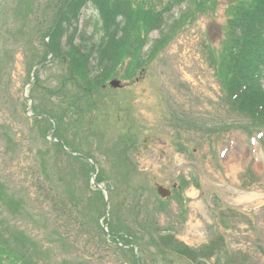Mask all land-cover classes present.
<instances>
[{
  "label": "rangeland",
  "instance_id": "374dc122",
  "mask_svg": "<svg viewBox=\"0 0 264 264\" xmlns=\"http://www.w3.org/2000/svg\"><path fill=\"white\" fill-rule=\"evenodd\" d=\"M230 1L217 0L207 7L187 0L177 6L167 19L186 11L188 20L155 54L151 43L162 32L156 29L149 34L142 49L147 64L132 79L123 78L130 71L127 58L119 68L120 75L114 77L126 86L100 91L106 95L108 107L106 114L95 113L90 143L103 170L101 185H117L112 205L123 224L135 219L131 203L139 198L143 216L155 219L175 240L197 252L222 236L226 241L220 255L223 262L264 264V137L258 138L257 129L239 127L249 123L228 106V95L210 56V49L220 52L224 47ZM26 7L27 0H0V182L21 199L19 212H12L0 200V213L3 210L6 225L47 243L38 226L46 222L52 227L63 221H56L52 203L44 196L48 192L69 197L63 178L71 177L67 172L72 170L73 160L56 152L51 146L54 134L46 135L37 128L33 110H27L30 102L25 96L34 88V84L29 86L33 72L29 62L38 53L43 55L44 47L38 35L33 37L38 49L35 55L22 47L32 42L31 32L25 33L32 25L25 18ZM96 14L87 8L82 18ZM63 68L62 61L54 60L41 69L36 93L42 95L41 87L46 91L58 85L65 74ZM33 101L36 106L38 100ZM126 140L134 141L129 150L134 168L131 183L139 188V195L120 176L125 168L119 163V151ZM38 177L45 179L42 189ZM158 184L171 189L172 195L162 198ZM73 187L79 195L77 190L88 187L87 178L76 174ZM32 216L41 222L36 225ZM132 226L138 228L135 223ZM72 227L51 238L53 243L38 246L41 264H135L95 221L85 223L84 229ZM140 252L145 264L199 262L193 258L191 263L175 252L165 259L152 246L145 252L140 248ZM216 258L212 255L208 260Z\"/></svg>",
  "mask_w": 264,
  "mask_h": 264
},
{
  "label": "trees",
  "instance_id": "16d2710c",
  "mask_svg": "<svg viewBox=\"0 0 264 264\" xmlns=\"http://www.w3.org/2000/svg\"><path fill=\"white\" fill-rule=\"evenodd\" d=\"M186 1L27 0L25 18L31 19L32 25L25 29V33L31 32L32 42L24 43L22 47L27 53L33 51L35 55L38 50L33 39L35 35L41 36L44 47L43 55L39 53L37 56L33 55L31 63L29 62L30 70L33 71L53 53L52 62L62 61L65 72L58 85L46 91L44 87L40 88L43 96L36 93L40 84L34 83L32 88L34 92L30 94L34 100H38L34 111L36 114L48 115L50 118L36 116L33 122L47 135L53 128L52 120L56 121L54 136L60 138L70 150L81 153L79 156L68 152L59 141L51 143L57 153L72 159L73 165L72 170L67 172L71 177L63 178L69 197L60 198L48 192L47 196H44L52 203L51 209L55 211L56 221L59 222L61 219L63 221V224L57 223L52 227L46 222L43 226H38V229H43L47 243H53L51 238H58L63 228L80 225L81 229H84L85 223L95 221L101 232L109 236L118 249L131 255L135 264L138 260L134 253L137 242L142 244L140 248L143 246L142 250L145 251L148 246L156 247L157 253L165 259L172 252L191 259L200 256L210 258L224 249L220 244L223 237L220 236L218 240L205 245L200 252H197L184 243L174 240L170 233L156 235L159 229L156 222H150L146 217L140 219L137 215L133 223L136 220L138 226L148 231L150 236L139 237L132 227L133 223L123 224L112 207L109 231L106 232L103 228L108 222L104 195L100 190H92L89 181L90 172L94 170L93 164L88 160L89 157L94 158L90 143L92 127L96 114L107 112L108 107L106 95L101 92L97 95V93L102 90V85L107 80L120 75L119 68L125 64L127 58L130 59L127 65L130 71L121 75L123 78L132 79L137 70L147 64L142 49L148 43L149 33L152 30L160 29L162 32L160 39L151 43L154 54L169 43L174 33L186 24L189 14L183 11L170 22L165 15ZM192 2H201V6L208 5L207 7L217 4V0H192ZM87 8H93L97 14L83 20V13ZM226 10L228 33L224 47L220 52L210 49V56L216 75L228 95V106L244 119V123H249V125L241 123L239 127L254 128L257 132H262L264 130V0H231ZM47 37H49L48 43ZM43 92L47 94V99L44 98ZM133 142L126 140L119 151V163L125 168L120 176L128 187L138 194L139 188L135 189L131 183L134 168L129 159V150ZM47 173V171L43 172L45 178L48 176ZM102 173L100 169L97 175L99 182L104 179ZM76 174L88 180L87 188L77 190L80 191L79 195L75 193L73 187ZM36 180L39 188L42 189L45 179L38 177ZM108 189L112 197L113 189L110 187ZM0 200L12 212H19L20 197L12 195L1 182ZM131 207H135L134 203ZM0 216H2L0 264H41L42 258L38 246L40 249L45 247L47 245L45 240L38 241L19 227L6 225L3 222V210ZM32 218L36 225L41 222L39 217L32 216ZM102 219L103 223H101ZM126 244H133V247L126 248L124 246ZM220 261L221 259L218 258L215 264H220ZM141 262L145 264L143 260ZM232 263L233 261H226V264Z\"/></svg>",
  "mask_w": 264,
  "mask_h": 264
},
{
  "label": "water",
  "instance_id": "95a60500",
  "mask_svg": "<svg viewBox=\"0 0 264 264\" xmlns=\"http://www.w3.org/2000/svg\"><path fill=\"white\" fill-rule=\"evenodd\" d=\"M111 84H112L114 87H120V86H121V83H120V81H118V80H113V81L111 82ZM158 191H159V193L162 194L163 196H168V195L171 194L170 190L164 188L163 186H159V187H158Z\"/></svg>",
  "mask_w": 264,
  "mask_h": 264
},
{
  "label": "bare ground",
  "instance_id": "6f19581e",
  "mask_svg": "<svg viewBox=\"0 0 264 264\" xmlns=\"http://www.w3.org/2000/svg\"><path fill=\"white\" fill-rule=\"evenodd\" d=\"M246 198V197H245Z\"/></svg>",
  "mask_w": 264,
  "mask_h": 264
}]
</instances>
